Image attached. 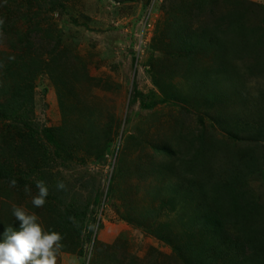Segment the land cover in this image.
<instances>
[{
  "label": "rangeland",
  "instance_id": "374dc122",
  "mask_svg": "<svg viewBox=\"0 0 264 264\" xmlns=\"http://www.w3.org/2000/svg\"><path fill=\"white\" fill-rule=\"evenodd\" d=\"M189 1L32 0L31 9L10 2L7 11L8 0H0V65L12 69L0 77L4 84L19 82L16 58L23 56L19 67L33 88L16 120L0 122V135L16 140L7 154L17 180L15 188L0 181V242L7 226L19 230L12 215L17 205L35 213L45 231L62 234L58 264H99L113 244L109 257L136 264H193L182 245L195 233L198 212L179 191L178 172H155L152 164L162 159L154 147L165 143L181 156L205 140L225 149L251 147L255 166L242 186L264 207V139L251 140L242 128L239 138L230 134L237 123L264 125V69L231 56L233 68L222 72L216 54L204 47L189 71L171 34ZM240 1L246 19L261 23L264 0ZM223 11L192 16L189 33L214 28ZM203 79L208 84L200 91ZM44 128L56 131L63 152L44 134L38 142L47 156L29 152L31 130ZM224 150L217 152L220 161ZM38 180L50 192L43 208L31 204ZM57 181L65 190L56 189Z\"/></svg>",
  "mask_w": 264,
  "mask_h": 264
},
{
  "label": "trees",
  "instance_id": "16d2710c",
  "mask_svg": "<svg viewBox=\"0 0 264 264\" xmlns=\"http://www.w3.org/2000/svg\"><path fill=\"white\" fill-rule=\"evenodd\" d=\"M32 0H8L10 2L27 3L29 9L33 8ZM36 1V0H34ZM40 1V0H39ZM38 2V1H37ZM191 4L182 6L185 20H174L171 27V34L178 39L181 50L187 55L189 61V71L194 70L192 64L195 62V53L208 47L207 53H215L217 65L223 68L222 72L232 69L233 62L231 56L237 59L255 60V66L264 69V12L261 23L254 25L246 19L247 11L243 9L245 1L240 0H191ZM218 7L224 9L223 13L217 17L215 27L204 30L201 33H189L188 21L192 16L204 15L205 12L214 14ZM191 9V10H190ZM196 10V14L194 13ZM9 11V7L6 9ZM193 10V12H192ZM193 13V14H192ZM187 16V17H186ZM263 25V27H261ZM1 27V25H0ZM263 32V33H261ZM50 33V32H49ZM259 33V34H258ZM230 34L231 36H229ZM50 35L46 33V37ZM228 37H232L229 40ZM52 62L56 63V56L52 57ZM19 62L18 68L20 80L4 84L0 77V122L2 120H16L17 109L21 103L29 101L33 93L32 83L27 82L19 65L24 66V57L16 58ZM252 66H254L252 64ZM221 69V68H220ZM0 75L6 72L12 74L10 66L3 67ZM207 76L210 71L205 70ZM207 80L197 83L198 89L203 84H208ZM201 91V90H200ZM213 100H218L219 96H210ZM237 123L230 131L235 138H239L240 128L248 138L264 139V125L254 128L250 124L239 127ZM43 133L31 130L27 137L29 152H41L42 146L39 144L40 135L44 134L48 141L53 143L57 150L63 149L57 145L55 136L57 133L52 128H44ZM12 139H7L0 135V181H9L13 178L12 160L7 152L14 150ZM26 135L21 143L26 142ZM155 152L162 157L157 164L158 169L178 172L183 178L178 189L186 195L198 215L192 223L195 233L186 240L182 248L184 254L193 264H264V207L252 199L243 188L242 183L249 176L254 168L253 160L256 159L254 150L251 147H235L228 145L221 148L217 141L205 142L195 150V153L181 156L179 149L170 143H165L160 147H154ZM225 149V150H224ZM47 151V148H45ZM223 151L227 155L225 161L219 160L218 151ZM21 179L20 181H22ZM2 227L0 223V228ZM1 230V229H0ZM118 244H113L107 250L114 251ZM102 254L99 264H136V262L126 261L118 257H109V252ZM110 261V262H109Z\"/></svg>",
  "mask_w": 264,
  "mask_h": 264
},
{
  "label": "clouds",
  "instance_id": "9594fccd",
  "mask_svg": "<svg viewBox=\"0 0 264 264\" xmlns=\"http://www.w3.org/2000/svg\"><path fill=\"white\" fill-rule=\"evenodd\" d=\"M0 19V25L4 24ZM10 187H17V180L9 181ZM57 190L63 191L66 185L57 181ZM37 194L32 197L31 204L35 208H43L50 195L49 187L43 180L36 181ZM24 192L31 195V188L27 185ZM12 215L19 222V230L7 226L0 242V264H58V257L64 247V237L56 231H45L40 218L35 213H30L23 206H12ZM73 223L75 218L70 217ZM75 264V261L73 262Z\"/></svg>",
  "mask_w": 264,
  "mask_h": 264
}]
</instances>
